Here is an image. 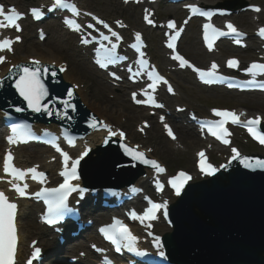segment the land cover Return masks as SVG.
<instances>
[{
	"label": "snow or ice",
	"instance_id": "1",
	"mask_svg": "<svg viewBox=\"0 0 264 264\" xmlns=\"http://www.w3.org/2000/svg\"><path fill=\"white\" fill-rule=\"evenodd\" d=\"M128 0H125V3H127ZM139 2V0H137ZM191 12L193 14H200L211 17L212 13H206L202 11L200 8H198L195 5H188ZM57 8H65L70 9L71 12L75 16L80 15L79 9L76 7L75 4H70L68 0H55L54 4L52 5V8L49 9L50 11L55 10ZM256 12H260L261 9L259 7L254 8ZM32 14L35 17V19L39 20L43 15V11L40 9H32ZM88 15H91L88 13ZM0 27H15V29L19 32L21 31L20 24L18 21L22 18V14L19 13L15 7H12L6 12L5 6L0 4ZM93 19H97L98 23L103 24L105 28H108L109 26L103 21L99 20L96 17H93ZM145 19L149 24H153V20L149 19V17L146 15ZM65 23L72 27L75 31L80 30V25L77 24L72 19H67ZM118 24H120L121 27L124 25L117 21ZM187 23V21H185ZM89 27H93V25H89ZM168 27L170 29H176L175 22H170L168 24ZM228 31H223L221 29H218L214 27L212 24H206L204 26L205 29V40L208 43V47L211 50L213 46V41L221 36L226 35H234L236 37H240L245 35L244 33H241L234 25L231 23H228L226 25ZM111 31V29H109ZM210 30V32H209ZM112 36L116 37L117 39H120L119 35L116 32L111 33ZM180 32L177 31L175 35L171 36L170 39L172 42L168 44V47L171 49H175V41L179 37ZM261 37H264V28L259 29L258 33ZM21 37L17 36L15 38V41L11 39H4L0 41V51L8 50L12 51V45L14 42L19 41ZM105 40H108L109 37L104 36ZM136 40L139 42L141 41V34H136ZM85 43L87 41H84ZM237 44H240L241 41L237 39L235 41ZM133 47L138 48V44H134ZM116 45H112V49L110 51L115 50ZM173 59L180 62L181 67H194L190 64L188 60H186L183 56L179 55L178 53L173 57ZM5 60V57L0 56V63H3ZM113 60H109L108 63H113ZM33 63L36 65L35 67H23L22 68V74L20 75L19 79L16 81V88L19 91L20 95L27 101L28 107L31 108L34 112H41L42 110L45 112H48L49 115L52 113L47 109V107H43L41 105V101L48 95L47 89L45 88L42 80H41V62L39 60L33 61ZM100 63L101 67L106 68L107 63L98 61ZM141 67H145L147 65V61L141 59L140 60ZM227 65L230 68H237L239 67V61L235 58L230 59L227 61ZM61 71H64L65 69L62 67L60 69ZM218 65L213 63L211 65V69L208 71H203L199 68H195V71L199 73L201 79L204 80L205 83H212L213 79H224V77L218 76L217 73ZM47 68L43 69V72H47ZM249 73H251L254 77L258 74H264V64L262 63H252L251 66L247 69ZM114 75V74H113ZM139 75V73H137ZM149 79L153 81L151 85H149L150 88L155 90V87L157 83L163 82L164 84H167V80L159 73L155 72L154 70L152 72L148 73ZM119 79V77H117ZM255 83V81H253ZM261 88H264V84L259 85ZM169 91H172L171 86H169ZM135 93L133 94V98L135 99ZM73 92H68V97L72 98ZM137 103H142L143 101L137 100ZM149 103L154 104L156 107H163L161 104H156L154 97L149 96V100L147 101ZM65 105V108H72L73 111L75 110V105L69 104V102L66 100L63 102ZM24 109L22 108H16L17 112H21ZM214 114L217 117H220L221 119L216 121H210L206 122V125L208 127V130L211 132L213 136H216L219 140H221L224 144H229L230 141L226 139L227 136L230 135L228 128L226 125L228 123L231 124H237L242 125L243 127H246L248 131L259 140L261 144H264V133L257 131V126L261 124V117H256L252 119H248L247 121H242L241 117L246 115L245 113H236L235 111H229V110H216L214 109ZM57 115H60V113H57ZM64 116H67V111L63 113ZM71 119V117H68ZM92 128L97 127V121L95 118H93V121L90 125ZM104 128L108 129L110 135H117V133L113 132L111 128L107 125H103ZM165 128L167 129L168 135L175 139L174 133L172 132V129L165 125ZM47 134V133H46ZM120 136H123L124 133H119ZM31 136L30 128L27 125H14L12 127V135L8 137V140L12 144H16L19 141H26ZM68 143L71 146L74 145V141L72 139L68 140ZM53 146L56 148L57 152H60L61 156L63 157L64 162V170L61 173V175L65 178L64 182L59 185L58 188H44L42 191L37 192L35 195L37 197H44L48 203V210H47V216L45 217V222L48 224H55L57 220L66 212H70L71 209L68 207V200L69 197L76 192H79L80 194H83L85 189L80 188L78 184L72 183L74 180L79 179V175L77 173V166L80 163V160L84 158V156L88 155V151L86 150L79 158L74 160L72 162L71 168L68 167L69 161L71 160V157L69 154L65 151H63L60 146L53 142ZM125 151L128 153V155L132 156L134 159L140 160L142 163L151 165L154 169H156L157 172L163 173L165 172V168L162 167L156 160L147 159L145 157V154L143 152L136 151L134 149L125 147ZM233 153L235 155L232 157L233 160L238 159L240 157V153L233 148ZM199 156L201 157V165H200V171L207 175V176H214L219 169L213 167L209 163H205V154L203 152L199 153ZM13 156L11 152H9L5 158L4 162V171L6 173H11L12 176L17 177L19 179H24L25 175L27 173L32 174L33 179H39L41 182H43L45 178V173L37 171V167H33L30 169H27L26 171L18 169L14 167L13 163ZM244 166L248 168H261L264 169V160H257L255 164L252 163L249 158L244 157L243 158ZM222 167H227L222 166ZM191 179V177L184 172L179 173L177 177L172 178L169 183L171 186L175 189V194L177 196L181 195L185 185L187 182ZM15 190L19 193L21 197L25 196L26 189L28 187L27 184H24L23 187H20L18 185H14ZM158 188L160 190L163 189V185L158 183ZM135 190V189H134ZM150 207L142 214L138 215L135 212L131 214V218L133 220H139L141 223H144L145 221H153L156 220L157 213L161 210H163V215L167 217L168 215V205L167 203L158 204L154 203L151 200H149ZM16 210L17 205L15 203H11L8 200V197L5 195L4 192H0V264H15V256L17 252V243H18V236H17V228L15 225V216H16ZM170 223V221H169ZM148 227H151V224L147 225ZM101 232L104 234L105 238L109 241H111L112 244L116 246V251H121V248H127L131 252H136L138 255H147L146 252L141 251L137 247V241L138 237L135 236L132 231L129 229L127 225H124L121 221L116 220L115 223L109 227L102 228ZM151 235V233H149ZM155 243L158 248H162V244H160V238L155 237ZM41 249L35 248V252L33 254V259L38 257L40 255ZM160 256H164V252H159ZM27 264H32V260H28ZM105 264H111V261L107 260L105 258Z\"/></svg>",
	"mask_w": 264,
	"mask_h": 264
},
{
	"label": "water",
	"instance_id": "2",
	"mask_svg": "<svg viewBox=\"0 0 264 264\" xmlns=\"http://www.w3.org/2000/svg\"><path fill=\"white\" fill-rule=\"evenodd\" d=\"M241 186L243 189V182L235 183L233 192L239 191ZM233 192L228 188L221 194L226 196ZM208 198L203 195L200 200L185 201L183 218L179 214L175 219L178 234L190 243L193 258L209 263L219 256V252H226L225 260L230 264H244L252 258L264 263V206L261 213L249 223L245 215L250 217V214L246 209L222 201L215 194L210 197L213 207L210 208L206 201ZM213 202L217 204L213 206Z\"/></svg>",
	"mask_w": 264,
	"mask_h": 264
},
{
	"label": "bare ground",
	"instance_id": "3",
	"mask_svg": "<svg viewBox=\"0 0 264 264\" xmlns=\"http://www.w3.org/2000/svg\"><path fill=\"white\" fill-rule=\"evenodd\" d=\"M35 51H38V48L34 49ZM56 51L51 52L50 56L44 55V54H34V55H27V56H22L18 55L16 57H12V62L11 65L8 67V69H13L15 70L16 68L20 67V63L26 62L32 66H36L33 61L39 60L42 65L44 66H54L58 67L60 63H62V59L57 58L56 56ZM52 55V56H51ZM30 58V60H28ZM28 60V61H27ZM7 68V67H6ZM4 68V71L6 70ZM7 69V70H8ZM83 76V78L81 77ZM81 77V78H80ZM60 78H64L62 80L61 85V90L56 97V106H63L64 101L66 100H73L79 103L82 108L84 107V113L85 117L88 116H95L98 117L97 119L99 120L100 118H106L110 123L119 126L118 129H122L126 131L127 129V141L131 145H134V140L137 138L136 136V130L135 129H130L129 126L133 124L134 122H139L143 118V114L135 111L131 106H129L126 102H114V103H108L109 101H98L94 98H90L87 96V90H89V86L87 85L85 88L82 87L80 84V81L83 82L86 81L85 79H89L90 81L92 80V76L90 75V72L88 70H84L79 68L76 64H71L69 71L65 72ZM83 79V80H82ZM72 91L73 96L72 98L68 97V92ZM4 101H6L5 104H8L10 101V104L13 103V100L10 98H5ZM260 103L264 102V100H258ZM97 103V104H95ZM108 104L113 105L111 107L114 111H111L108 109ZM2 102L0 103V106H4ZM1 115V113H0ZM117 118L120 116L121 118H126L125 122H120L119 120L117 121L114 118H111L113 116ZM110 116V117H108ZM142 129V128H141ZM144 133L142 134L144 139L141 141L143 146H140V149H146L145 147H152L151 143L152 140L155 142L156 148H157V153L160 155H163L166 159H173V152L170 150L169 147V142L167 140H163L159 137L157 133V129H155V126H152L151 129L149 130H144L142 129ZM153 131V133H151ZM185 132V130H183ZM189 136L183 135L181 138L183 140H187L189 143H195L194 145H197L199 141L197 140H191L192 138L190 135L191 133H186ZM86 148H90L93 150L95 154H98V156L102 157L103 160H110L111 158H114L116 156V152L113 151V149H110L109 151H104L99 149V145H101L103 141V133H86ZM138 144V143H136ZM145 144V145H144ZM142 147V148H141ZM106 148H110V146H107ZM35 152L40 150L39 148L33 149ZM100 150V151H99ZM99 151V152H98ZM29 152H25L26 155H28ZM173 154V155H172ZM175 156V155H174ZM226 157H229L228 155ZM46 164V163H45ZM47 167V166H46ZM100 172L99 170L96 171V173ZM101 172H103L105 175H107L106 168L101 169ZM25 206H29V204L25 203ZM41 228H39L36 224L26 221L25 223H22L21 226V242H20V249L24 247V245L27 243V241L33 239L35 236H40L39 233L41 232ZM170 231V229H169ZM183 243L182 245L185 247L186 250H190V243L188 239L181 240ZM202 249V248H201ZM205 249V247L203 248ZM202 249V250H203ZM185 250V251H186ZM227 253L226 252H219V257L218 259H225Z\"/></svg>",
	"mask_w": 264,
	"mask_h": 264
},
{
	"label": "rangeland",
	"instance_id": "4",
	"mask_svg": "<svg viewBox=\"0 0 264 264\" xmlns=\"http://www.w3.org/2000/svg\"><path fill=\"white\" fill-rule=\"evenodd\" d=\"M260 1L263 2V0H260ZM87 3L90 4L93 8L95 7L97 9H99L100 11L105 12L107 14H109L111 12L112 13L114 12L110 0H87ZM43 50H44V48H43ZM27 52H30V51L28 50ZM71 62H72V64L74 62L78 63L85 70L91 69V67H89L88 65L80 62L77 59H72ZM91 71H93L92 73L94 74L95 71L93 69H91ZM81 77L83 78V76H81ZM85 80L91 85V88H92L89 91V97L90 98H94V99H96L98 101H101L102 100L104 102L109 101L108 103H114V102L121 103V102L124 101L122 98L110 99L109 96L107 95V93L105 95V92L102 91V87H101V83L102 82L99 81L97 78L94 77V82L89 81V79H85ZM213 96H216V95H213ZM187 99H189L190 101H193V102H196V100H205L206 102L210 103L211 105H218V106L228 105L229 104V102L227 104L221 103V102H216L217 100H213L211 97H206V95L205 96L204 95H202V96H196L195 93L190 94V95L187 93ZM95 104H97V103H95ZM111 107H113V105H109L108 104V109L111 110V111H114ZM117 119L118 120H121L122 122H125V120H126V118H121L120 116H118ZM135 124H136V122H134L133 124H131L129 126V128L130 129L135 128L136 127ZM158 132L161 133V130L158 129ZM158 135H160V134H158ZM188 151L189 152L187 154H184V155L183 154H180V157L179 156L177 157L175 154H174L175 155L174 156L172 154L173 155L172 156L173 159H170V160L169 159H166L163 155H160L158 153H157V155L162 160H164L165 162H167L168 165H169V167L171 168V170L174 171L176 168L181 167L182 164L183 165L184 164H186V165H189V164L192 165V160H191L190 155L193 152V148L188 149Z\"/></svg>",
	"mask_w": 264,
	"mask_h": 264
}]
</instances>
